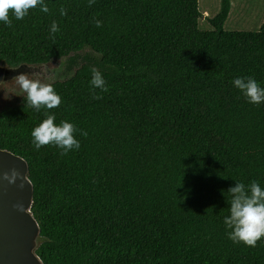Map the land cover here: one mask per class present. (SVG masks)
<instances>
[{"label": "trees", "instance_id": "16d2710c", "mask_svg": "<svg viewBox=\"0 0 264 264\" xmlns=\"http://www.w3.org/2000/svg\"><path fill=\"white\" fill-rule=\"evenodd\" d=\"M0 23V62L68 58L51 83L59 107L35 111L24 92L0 107V148L26 160L44 264H264L226 235L235 182L264 188V103L233 88L264 87V20L225 30L230 0L198 28V0H44ZM61 8L64 15H61ZM96 21L100 26H96ZM55 22L58 31L50 32ZM88 48V57L77 63ZM105 89H92V69ZM99 97V98H96ZM46 114L71 122L80 147L39 150L31 132Z\"/></svg>", "mask_w": 264, "mask_h": 264}, {"label": "clouds", "instance_id": "9594fccd", "mask_svg": "<svg viewBox=\"0 0 264 264\" xmlns=\"http://www.w3.org/2000/svg\"><path fill=\"white\" fill-rule=\"evenodd\" d=\"M89 2L92 3L94 0H89ZM37 6L42 12L48 11L44 0H0V23L11 26L9 10L15 19L21 20L28 14L29 9H35ZM60 12L64 15L62 8ZM96 26H100L99 21H96ZM56 31L58 28L53 22L50 25V32L55 33ZM16 77L20 88L27 94L26 103L35 111L39 112L42 108L51 110L59 107L61 97L56 93L52 84L27 79L24 73ZM89 84L92 89L104 90L106 87L102 74L95 68L92 69ZM231 84L248 103L254 105L264 103V87H261L254 78L237 76ZM54 121V114H46V118L32 129L31 138L35 149L39 150L44 145H54L60 150L61 155L78 150L80 143L74 133L79 131L82 136H86L87 133L77 130L71 122L61 121L56 124ZM228 192L231 195L229 212L223 218L226 235L233 243L255 247L256 242L264 237V188L255 181L247 186L242 182H235Z\"/></svg>", "mask_w": 264, "mask_h": 264}, {"label": "water", "instance_id": "95a60500", "mask_svg": "<svg viewBox=\"0 0 264 264\" xmlns=\"http://www.w3.org/2000/svg\"><path fill=\"white\" fill-rule=\"evenodd\" d=\"M62 58L67 57L59 59ZM20 73L43 78L46 84L65 79L48 63L8 65L0 62V88L16 80ZM72 74L73 70L70 76ZM27 174L25 159L0 148V264H44L35 253L41 242L40 228L30 211L33 187Z\"/></svg>", "mask_w": 264, "mask_h": 264}, {"label": "rangeland", "instance_id": "374dc122", "mask_svg": "<svg viewBox=\"0 0 264 264\" xmlns=\"http://www.w3.org/2000/svg\"><path fill=\"white\" fill-rule=\"evenodd\" d=\"M220 0H198V8L202 16L198 20V28L201 30H211L207 18L214 16L219 10ZM205 15H204V14ZM264 19V0H232V7L228 16L223 24L225 30H244L256 31L259 29L260 24ZM88 57L94 60H99V55L94 53L88 48H84L79 54L77 63L84 58ZM68 58L51 60L48 66L56 72L60 73L64 78H67L72 73V69L68 70ZM30 80L45 83L43 78L26 77ZM24 91L17 83V79L6 83L0 88V107L11 105L16 102Z\"/></svg>", "mask_w": 264, "mask_h": 264}, {"label": "crops", "instance_id": "0c3cea01", "mask_svg": "<svg viewBox=\"0 0 264 264\" xmlns=\"http://www.w3.org/2000/svg\"><path fill=\"white\" fill-rule=\"evenodd\" d=\"M231 7H232V0H230V10H231ZM230 10H229V11H230ZM203 14H204V13H203ZM204 15H205V14H204ZM263 20H264V19H263ZM262 22H263V21H262ZM261 24H262V23H261ZM261 24H260V25H261Z\"/></svg>", "mask_w": 264, "mask_h": 264}]
</instances>
